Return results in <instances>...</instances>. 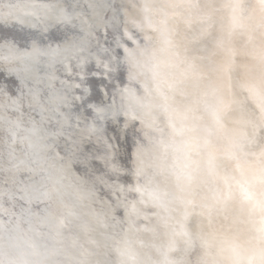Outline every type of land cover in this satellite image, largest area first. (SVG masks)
<instances>
[{
	"label": "snow or ice",
	"instance_id": "obj_1",
	"mask_svg": "<svg viewBox=\"0 0 264 264\" xmlns=\"http://www.w3.org/2000/svg\"><path fill=\"white\" fill-rule=\"evenodd\" d=\"M0 264H264V0H0Z\"/></svg>",
	"mask_w": 264,
	"mask_h": 264
}]
</instances>
